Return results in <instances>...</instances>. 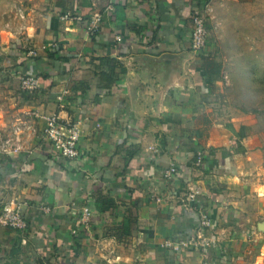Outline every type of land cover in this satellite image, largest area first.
Here are the masks:
<instances>
[{
    "label": "crops",
    "instance_id": "crops-1",
    "mask_svg": "<svg viewBox=\"0 0 264 264\" xmlns=\"http://www.w3.org/2000/svg\"><path fill=\"white\" fill-rule=\"evenodd\" d=\"M38 3L51 6L30 39L37 47L57 44L58 52L5 63L0 140L19 117L38 109L79 120L81 152L69 161L56 155L38 120L21 155L0 154V206L28 202L29 222L25 231L0 226V264H237L257 256L259 244L264 247L258 227L264 169L239 139L244 133L235 120L205 123L213 118L205 113L213 98L202 76L203 57L191 45L200 0ZM64 8L81 20L63 19L58 14ZM96 13L103 20L87 34ZM105 56L126 67L110 83L101 75ZM17 71L36 74L40 88L22 91ZM173 164L178 173L168 176ZM105 196L116 205L102 211L97 198ZM84 205L93 218L77 240L75 212ZM204 213L214 219L207 234L218 238L210 255L165 245L196 235Z\"/></svg>",
    "mask_w": 264,
    "mask_h": 264
},
{
    "label": "rangeland",
    "instance_id": "rangeland-1",
    "mask_svg": "<svg viewBox=\"0 0 264 264\" xmlns=\"http://www.w3.org/2000/svg\"><path fill=\"white\" fill-rule=\"evenodd\" d=\"M39 1L0 0V77L7 60L12 58L15 63L16 57L29 56L30 49L42 46H34L30 32L51 4L40 8ZM209 2L212 10L206 14L208 37L204 51L222 62L223 76L210 94L212 102L206 103L205 113L213 118L207 117L205 123L235 120L244 133L239 139L248 144L255 154L254 162L264 169V0ZM16 74L22 91L30 94L36 90H23L21 76L25 73ZM244 157L249 160L246 152ZM259 219L264 221V211ZM256 252L257 256L239 258L237 264H264V247L259 244ZM219 255L227 258L222 248Z\"/></svg>",
    "mask_w": 264,
    "mask_h": 264
},
{
    "label": "built area",
    "instance_id": "built-area-1",
    "mask_svg": "<svg viewBox=\"0 0 264 264\" xmlns=\"http://www.w3.org/2000/svg\"><path fill=\"white\" fill-rule=\"evenodd\" d=\"M112 7H109V9ZM210 5L194 9L192 13L193 31L191 38L192 48L199 52L204 50L207 43L208 31L206 26V14L211 13ZM63 19L81 20L79 16L66 13ZM103 20L101 13H96L91 22L88 23L86 32L93 34L99 28ZM118 41L121 36L116 37ZM57 44H42L39 48L30 49L28 55L35 57L39 51H47L50 47H56ZM40 86V78L36 74L25 73L21 76V87L26 91H33ZM38 120L45 123L44 134L50 142L52 150L56 155L67 161L75 160L80 156V139L82 135L81 122L79 120L64 119L58 113L41 112L38 109H31L22 117H19L11 126L8 135L0 140V154L4 156L21 155L24 152V139L36 131ZM203 161V151L198 150L196 155V164L200 165ZM178 173V167L173 164L167 171L168 176H175ZM26 201H11L0 206V226L8 227L14 230H27L29 226L26 215ZM47 211L49 209H46ZM76 217L78 225L84 231H89L93 218V210L89 205H84L77 210ZM214 226V219L209 213L201 215L199 227L196 235L190 238L166 240L165 245L176 252H182L185 248L201 250L205 255H210L211 248L218 243L215 234H207L208 230ZM210 258H208L209 260ZM210 263V261H208ZM220 263V262H219ZM211 264V263H210ZM221 264V263H220Z\"/></svg>",
    "mask_w": 264,
    "mask_h": 264
},
{
    "label": "trees",
    "instance_id": "trees-1",
    "mask_svg": "<svg viewBox=\"0 0 264 264\" xmlns=\"http://www.w3.org/2000/svg\"><path fill=\"white\" fill-rule=\"evenodd\" d=\"M210 0H200V8L205 7ZM61 11L58 15L64 14L68 11L66 8ZM57 47V46H56ZM58 52V49L55 47H50L48 49V54L50 57H54ZM200 55L203 57V61L201 64L202 76L205 82L208 84V88L210 89V93H212L216 88L217 80H220L223 76V64L220 61L209 56V53L201 50L199 51ZM100 65L105 67L106 69L102 71L101 75L108 80L110 83L113 79L120 78L121 75L126 73V67L123 61L117 59L113 56H105L100 58ZM97 202L102 204L101 210H107L116 205V200L110 196L99 197L97 198ZM77 230L76 234H74V238L78 240L84 233V230L81 226H76ZM82 234H81V233ZM118 237V234H115Z\"/></svg>",
    "mask_w": 264,
    "mask_h": 264
},
{
    "label": "water",
    "instance_id": "water-1",
    "mask_svg": "<svg viewBox=\"0 0 264 264\" xmlns=\"http://www.w3.org/2000/svg\"><path fill=\"white\" fill-rule=\"evenodd\" d=\"M258 227H259L260 230L264 231V221L259 222Z\"/></svg>",
    "mask_w": 264,
    "mask_h": 264
}]
</instances>
